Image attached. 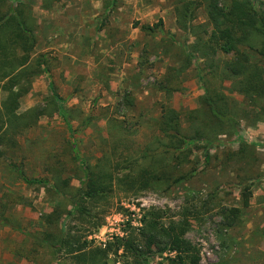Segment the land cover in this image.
<instances>
[{"label":"rangeland","instance_id":"1","mask_svg":"<svg viewBox=\"0 0 264 264\" xmlns=\"http://www.w3.org/2000/svg\"><path fill=\"white\" fill-rule=\"evenodd\" d=\"M42 1L8 3L29 6L36 42L25 66L6 79L0 70V106L12 91L18 94L16 115L25 125L18 131L5 126L17 144L0 145V208L6 205L0 243H15L30 264H73L67 248L57 250L46 242L35 248L33 235L55 229L46 216L59 206L41 181H54L50 166H63L61 178L79 188L84 175L75 172L77 167L97 168L109 157L115 173L110 190L90 209L94 219L65 211L58 219L65 233L88 241L86 251L109 249V264H133L123 248L117 250L118 241L139 233L153 218L159 225H186L202 264H264V121L243 119L234 132L220 134L209 149V161L208 149H195L174 172L173 177L191 173L187 180L160 177L143 190L127 181L141 165L174 167L172 150L154 147L164 136L158 124L165 107L176 110L182 128L193 132L188 114L202 106L201 76L213 58L206 61L196 50L211 28L201 0H195L186 18L179 9L192 0H60L46 8ZM250 53L264 69V58ZM227 59L218 55L213 63L218 68ZM14 78L13 90L4 89ZM222 87L243 101L232 81ZM53 90L64 99L67 121ZM242 140L256 144L247 162L240 164L238 156L228 160L227 151L237 152ZM242 180L253 191L250 206L243 209L240 223L229 227L222 212L242 206ZM170 256L156 253L149 264H168Z\"/></svg>","mask_w":264,"mask_h":264},{"label":"trees","instance_id":"2","mask_svg":"<svg viewBox=\"0 0 264 264\" xmlns=\"http://www.w3.org/2000/svg\"><path fill=\"white\" fill-rule=\"evenodd\" d=\"M9 1L11 0H0V70L4 79L10 77L18 67L27 64L36 42L35 24L29 21L31 18H28L26 11L29 6L25 3L8 4ZM57 1L60 0H43L42 6L50 7ZM194 4L195 0L186 1L179 9L180 16L188 17ZM200 4L205 5L211 28L206 31L207 39L200 38L196 50L206 58V61L213 58L211 61L208 60L207 63H212L208 64L206 73L201 76L205 89L201 100L202 106L188 114L193 132L187 133L182 128L180 114L176 110L165 107L158 124L164 136L154 147L162 148L164 152L171 149L175 155V165L172 167L166 163L161 167L152 168L141 165L142 168L137 175L128 176L127 179L131 187L137 186L135 189H147L151 181L165 176L174 179V183L189 179L191 173L173 176L175 169L187 162L195 149H208L206 159L209 161V149L220 134L234 132L243 119L255 123L264 121V69L252 60L250 53V50H254L264 58V0H201ZM5 5L7 10L4 8ZM142 28L151 30L150 26ZM218 55L228 56V59L217 68L213 61ZM226 81H232L234 90L244 97L241 103L224 93L222 84ZM15 85L14 78L9 84L3 85V88L13 90ZM53 98L59 103L58 111L66 121L69 120L64 99L55 90ZM18 106V94L13 91L9 99L0 106V145L17 144L11 133L7 129L4 130L5 126L9 125L10 129L15 131L25 127L16 115ZM39 115L36 113L35 117ZM255 145L242 140L237 152L231 149L227 151L228 160H234V157L238 156L240 164L247 162L249 148ZM72 152L74 154L78 152L76 145L73 146ZM73 158L75 161L79 159L77 155ZM109 162V157H106L97 168L90 165L82 169L77 167L75 172L84 175L83 185L79 188H72L68 179L61 178L63 166H50L54 181L41 183L50 188L52 197L59 199L56 210L46 216V220L54 225L55 229L47 233H35L33 235L35 248L46 242L57 250L67 248V253L74 259L73 264H109L107 261L109 249L96 247L86 251L88 241H82L76 235L65 233L62 227H58V219L60 220L64 211L68 215L73 216L78 212L80 217L90 215L94 219L90 209L107 190H110V181L114 177L115 169ZM139 182L141 185H136ZM242 183H244L241 191L242 206L225 209L222 212L224 224L229 227L237 226L243 209L250 206L253 191L248 181L242 180ZM68 207L71 208L66 209ZM5 208L6 205L2 204L0 218L3 217ZM2 220L5 221L3 218ZM96 225L101 226L102 221H98ZM121 248L132 258L133 264H149V258L156 253L172 254L168 258V264H202L200 248L187 237L186 225L175 221L168 225H159L151 218L139 233L133 232L126 239H120L117 250Z\"/></svg>","mask_w":264,"mask_h":264},{"label":"crops","instance_id":"3","mask_svg":"<svg viewBox=\"0 0 264 264\" xmlns=\"http://www.w3.org/2000/svg\"><path fill=\"white\" fill-rule=\"evenodd\" d=\"M4 246V251L0 248V264H30L28 260L21 257L16 248L15 243H0V247Z\"/></svg>","mask_w":264,"mask_h":264}]
</instances>
